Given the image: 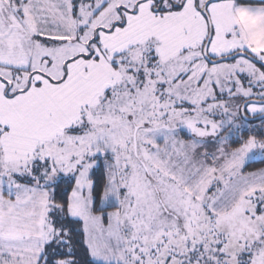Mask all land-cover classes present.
Masks as SVG:
<instances>
[{
  "label": "snow or ice",
  "instance_id": "1",
  "mask_svg": "<svg viewBox=\"0 0 264 264\" xmlns=\"http://www.w3.org/2000/svg\"><path fill=\"white\" fill-rule=\"evenodd\" d=\"M245 6L0 0V264H264Z\"/></svg>",
  "mask_w": 264,
  "mask_h": 264
},
{
  "label": "clouds",
  "instance_id": "2",
  "mask_svg": "<svg viewBox=\"0 0 264 264\" xmlns=\"http://www.w3.org/2000/svg\"><path fill=\"white\" fill-rule=\"evenodd\" d=\"M236 22L240 25L246 41L257 47H264V16L241 11L236 14Z\"/></svg>",
  "mask_w": 264,
  "mask_h": 264
},
{
  "label": "trees",
  "instance_id": "3",
  "mask_svg": "<svg viewBox=\"0 0 264 264\" xmlns=\"http://www.w3.org/2000/svg\"><path fill=\"white\" fill-rule=\"evenodd\" d=\"M236 1L242 4H250V5L264 4V0H236Z\"/></svg>",
  "mask_w": 264,
  "mask_h": 264
},
{
  "label": "rangeland",
  "instance_id": "4",
  "mask_svg": "<svg viewBox=\"0 0 264 264\" xmlns=\"http://www.w3.org/2000/svg\"><path fill=\"white\" fill-rule=\"evenodd\" d=\"M237 4H242L236 1ZM243 5H247V6H256V5H250V4H243Z\"/></svg>",
  "mask_w": 264,
  "mask_h": 264
}]
</instances>
